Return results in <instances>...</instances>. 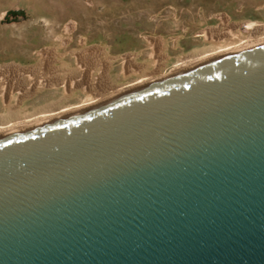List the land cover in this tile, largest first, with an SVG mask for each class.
Instances as JSON below:
<instances>
[{
    "label": "water",
    "instance_id": "1",
    "mask_svg": "<svg viewBox=\"0 0 264 264\" xmlns=\"http://www.w3.org/2000/svg\"><path fill=\"white\" fill-rule=\"evenodd\" d=\"M0 264H264V40L0 134Z\"/></svg>",
    "mask_w": 264,
    "mask_h": 264
},
{
    "label": "rangeland",
    "instance_id": "2",
    "mask_svg": "<svg viewBox=\"0 0 264 264\" xmlns=\"http://www.w3.org/2000/svg\"><path fill=\"white\" fill-rule=\"evenodd\" d=\"M32 16L31 20L7 28L6 39L0 40V64L10 59L33 62L37 50L54 41L53 30L59 29L62 23L53 24L41 16L51 18L55 15L40 12ZM93 16L91 21L102 23H79L70 34L71 41L75 45H95L104 49L100 57L108 65L106 83L114 87L141 78V71H126L124 54H132L137 64L146 63L142 70H153L154 66L147 65L153 51L152 43L160 44L163 56L157 63L155 76H163L173 71L181 56L212 47L213 42L206 37L207 29L223 31L230 24L246 21L264 25V0H120L116 13ZM87 25L94 27L86 28ZM239 29L245 31L243 25ZM66 59L74 61L71 53L66 54ZM51 93L53 89L36 93L25 103L29 106L40 104ZM85 98L87 94L78 89L62 104H78Z\"/></svg>",
    "mask_w": 264,
    "mask_h": 264
},
{
    "label": "bare ground",
    "instance_id": "3",
    "mask_svg": "<svg viewBox=\"0 0 264 264\" xmlns=\"http://www.w3.org/2000/svg\"><path fill=\"white\" fill-rule=\"evenodd\" d=\"M241 25L245 31L239 29ZM74 30L72 23L53 30L54 41L38 49L33 62L6 61L0 64V134L98 102L161 76H155V71L163 56L162 47L152 43L153 51L147 65L155 68L142 70L146 63L137 64L132 54L126 53L123 55L126 71H141V78L134 83L109 87L105 78L108 65L100 57L104 49L95 45L72 44L70 34ZM206 37L213 42L212 47L181 56L173 71L264 40V25L253 21L230 24L223 31L207 29ZM67 53L73 55L74 61L66 59ZM49 89H53V93L40 104L26 105L25 101L34 94ZM78 89L87 94L85 100L78 104H62Z\"/></svg>",
    "mask_w": 264,
    "mask_h": 264
},
{
    "label": "crops",
    "instance_id": "4",
    "mask_svg": "<svg viewBox=\"0 0 264 264\" xmlns=\"http://www.w3.org/2000/svg\"><path fill=\"white\" fill-rule=\"evenodd\" d=\"M119 6L120 0H0V40L6 39L8 27L22 23L24 20H31L32 15L40 12L55 15L51 18L41 17L53 24L62 23L59 29L71 23L73 28H78L81 22L84 24L102 23L99 20L91 21L94 19L93 15L116 13ZM93 27L94 25L86 26V28ZM8 61L20 62L17 59Z\"/></svg>",
    "mask_w": 264,
    "mask_h": 264
}]
</instances>
